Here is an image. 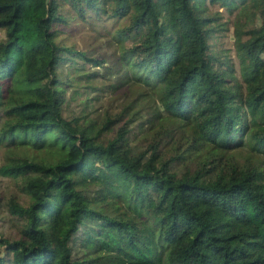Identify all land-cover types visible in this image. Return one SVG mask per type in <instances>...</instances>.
I'll return each mask as SVG.
<instances>
[{"label": "trees", "instance_id": "16d2710c", "mask_svg": "<svg viewBox=\"0 0 264 264\" xmlns=\"http://www.w3.org/2000/svg\"><path fill=\"white\" fill-rule=\"evenodd\" d=\"M208 4L258 20L233 27L238 74L210 50ZM69 11L125 20L109 59L57 40ZM0 30V133L23 148L0 174L30 200H7L22 227L0 264H264V0H0ZM76 56L93 98L123 95L114 116L63 115L58 66Z\"/></svg>", "mask_w": 264, "mask_h": 264}, {"label": "rangeland", "instance_id": "374dc122", "mask_svg": "<svg viewBox=\"0 0 264 264\" xmlns=\"http://www.w3.org/2000/svg\"><path fill=\"white\" fill-rule=\"evenodd\" d=\"M208 15L214 18V23H216V29L212 31L210 37L208 38L210 50L212 53L217 55L225 56L229 58L233 64V69H235L236 74L238 71V59L235 53V46L233 41V27L235 25H240L244 28L250 27L251 25L258 24V20L253 16L251 10L246 5H236L232 7L231 10L219 4H208ZM217 13V16H215ZM68 14L73 15L67 23L59 27L57 40L65 44L72 45L77 50H83L91 55L103 54L106 57L117 49L118 43H120L119 36L117 35V30L123 26L125 20H114L113 18H106L104 15L100 17V20L89 25L87 21L78 19L74 12L69 11ZM92 21H95L92 17ZM210 24H212V22ZM221 22L224 28H219L218 23ZM0 36H3V30H0ZM131 37V36H130ZM132 42L131 38L123 40L124 44H129ZM75 62L73 63H62L58 66L59 77L62 80L61 91L63 95L62 112L63 115L69 120H75L83 115H87L88 118L95 119V122L104 120L107 116H114V111L117 109L116 104L122 99L121 94L114 93L105 89L102 92H98V96L93 98L94 93H91L84 87V82L86 78L82 77L77 79L76 72L71 70L73 65L75 67H88L90 69L92 62L86 63L80 57H75ZM109 59V57L107 58ZM226 67V64L223 66ZM9 73L6 74L7 80H13L17 75L16 68L9 69ZM12 70V71H11ZM101 71V68L99 69ZM103 71V69H102ZM6 80V78L4 79ZM103 80L100 74L92 79L93 82L99 83ZM7 85V81L5 86ZM14 95H17L15 93ZM91 96L90 102H88L87 97ZM6 115L3 111L0 114V127L3 121L6 119ZM112 134L107 132L103 134V137H109ZM46 145V143H45ZM51 146H40L34 142V146H31V150L38 158H45L50 160L46 154L52 149ZM22 147L11 146L9 139L2 137L0 133V164L9 158H14L21 156ZM27 149V151H31ZM263 150V149H262ZM249 152H252L247 147H242V150L238 152V159L244 157ZM264 152V150H263ZM253 154V152H252ZM30 177V176H29ZM21 178H12L3 174H0V238L12 239L17 233H19L22 227V220H20L17 215L11 214L7 208V200L10 197H14L20 204L28 205L29 195L25 192ZM89 198L97 197L94 191L89 192ZM91 204H94L92 202ZM47 208L42 209L40 212L44 213ZM144 227L139 229L150 230L147 222L145 221ZM84 229V228H83ZM82 228L77 232V241L75 249H80L78 244L79 241L83 239L85 234ZM151 232V231H150ZM153 239L155 240V235L153 233ZM128 247V245H126ZM3 245L0 244V254L4 255ZM77 253V252H75ZM79 253V252H78Z\"/></svg>", "mask_w": 264, "mask_h": 264}]
</instances>
